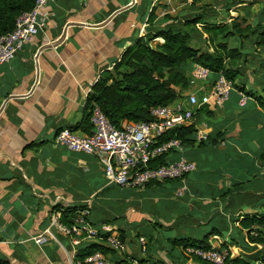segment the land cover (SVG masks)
I'll list each match as a JSON object with an SVG mask.
<instances>
[{
  "label": "crops",
  "instance_id": "1",
  "mask_svg": "<svg viewBox=\"0 0 264 264\" xmlns=\"http://www.w3.org/2000/svg\"><path fill=\"white\" fill-rule=\"evenodd\" d=\"M207 1L188 5L180 0H56L48 6L52 16L46 31L13 61L0 66V110L6 103L0 113V258L9 264L78 263V247L70 237L52 229L56 239L37 245L34 238L49 227L57 205L91 209L104 204L109 211L118 192H108L112 187L98 159L58 143V132L83 122L92 86L104 71L114 69L138 38L172 24L175 18L184 21L202 12L210 5ZM167 15L173 19L166 20ZM156 43L164 40L158 38ZM260 87L264 90V84ZM14 95L23 98L10 99ZM239 100L232 92L223 107L211 103L199 109L192 123L197 129L195 144L168 158L176 161L185 156L196 164L197 170L186 179L188 191L179 199L186 211L206 215L208 219L202 221L205 225L209 216L218 213L230 221L261 211L252 204L231 215L226 210L230 199L220 198L227 191L264 196V162L259 159L264 151V109L256 97L250 96V103L244 107ZM79 132L85 133L82 129ZM198 135L203 136L202 141ZM235 159L252 162L254 176L260 177L263 186L257 190L250 187V170L238 173L230 168ZM126 215L129 223L138 222L131 220L138 216L132 209ZM165 255L158 252L155 258L166 264L176 261ZM127 256L144 258L135 243Z\"/></svg>",
  "mask_w": 264,
  "mask_h": 264
},
{
  "label": "trees",
  "instance_id": "2",
  "mask_svg": "<svg viewBox=\"0 0 264 264\" xmlns=\"http://www.w3.org/2000/svg\"><path fill=\"white\" fill-rule=\"evenodd\" d=\"M201 1L204 0H196L193 4ZM242 3L247 2L234 0L226 6V9ZM256 3H260L262 9L256 16L257 20L254 23L249 22L244 15H238L230 24L211 23L216 18V13L208 17L209 14L206 11L208 5L204 7L202 12L192 15V17L186 18L184 21H179L178 18H175L172 24L164 28H155V30L148 32L145 37L138 38L134 44L124 51L114 69L112 71H104L101 78L92 86L86 98L83 122L74 127L62 128L58 134L64 129L72 131H80L82 129L83 132L90 134L93 129L90 120L95 106H99L110 122L117 128H120L124 122L152 121L151 110L153 108L172 105L182 97L184 91L189 89V75L195 64L203 65L214 73L223 72L228 79L234 82L237 89L247 92L249 96L256 97L264 109L263 98L257 97L254 90L247 91L246 84H238L235 81L243 72L238 69V62L248 53L244 52L245 48L243 45L250 43L255 48L264 49V0L263 2L255 1L254 4ZM35 4L36 0H0V37L13 32L18 18L32 11ZM239 8H243V11L247 10L248 15H251L250 6ZM153 16L154 14L151 13L150 21H152ZM165 19L172 20L173 17L167 15ZM199 24H202L206 32L210 34L209 41L214 47L213 52L192 46L194 39L192 31H195L196 26ZM158 38H162L164 43L154 44V41ZM230 40H236L239 43L238 47H229ZM261 67L264 70V60ZM196 133L197 129L194 124L174 129L160 138L159 144L171 139H180L184 147L192 146L196 141ZM31 146L35 147L37 144ZM173 153L175 152L156 158L151 162V165L155 168L173 162L174 160L168 159ZM259 159L264 162V151L260 154ZM187 177L188 175L185 178L187 179ZM254 178L260 179L257 175ZM181 185V179L151 182L145 188L122 189L111 185L112 188H109L108 192L110 189L117 190L119 197L117 206H109L108 211L105 209L104 204L93 205L87 220L95 227H101L104 224L115 226L116 222L120 221L122 226H119L117 231L120 233L121 238L127 242L129 230L138 231L143 224L151 222H128L127 211L130 208L139 207L142 213L154 216L155 222L153 225L150 223L153 228L169 231L172 228H175L173 231L191 229L192 233H194L195 228L208 229L211 226L210 230L200 238L192 235L167 238L172 244L167 255H170L173 260L174 258L176 259L173 264H186L189 257L184 254V250L188 248L210 250L213 247L211 239L214 237H222L225 241L223 243L225 247H240L244 252V254L235 258L231 257L230 253L226 264H264V211L248 213L236 218L232 217L230 221H228L226 216L218 213L214 216H209V219L210 217L211 219L205 225L202 224V221L203 219H208L206 215H193L188 210L180 213L178 209L182 205L171 201L174 200L172 197ZM240 185H234V187ZM239 194L246 196L243 193H234L232 191H227L220 195L221 199H230L226 208L228 214L235 215L236 212L243 208V205L237 204L236 206L235 204V198ZM154 198L160 199V201L156 203ZM262 198L264 196L250 197L251 202L247 204L246 208ZM257 206L256 208H259ZM262 207L264 208V202ZM101 208L105 213L107 211L108 214L106 213L105 215L102 212L103 216L98 215L97 211L102 210ZM58 209L63 213L62 221L69 224L79 212L86 210L87 206L63 207L57 205L54 210ZM207 214L210 215L209 213ZM231 221L239 223L240 228H237L233 234H228ZM164 223L172 224V227L168 228ZM247 232H249L247 235L248 241L244 237ZM136 233L138 238L146 236L148 242L147 257L138 259L142 263L147 264H166L164 261L155 258V255L159 252L158 244H162L160 246L164 248L163 242L152 232L143 233L144 236H140L142 233L139 231ZM256 245H262L263 247L259 250ZM174 248L183 249L182 257L174 255ZM98 251L114 261L119 260V256L115 251L108 248L105 244L97 242L81 244L78 247L75 259L84 261L86 257ZM192 258L198 264H211L197 257ZM0 264L9 263L0 258Z\"/></svg>",
  "mask_w": 264,
  "mask_h": 264
},
{
  "label": "built area",
  "instance_id": "3",
  "mask_svg": "<svg viewBox=\"0 0 264 264\" xmlns=\"http://www.w3.org/2000/svg\"><path fill=\"white\" fill-rule=\"evenodd\" d=\"M55 1L36 0L34 9L18 18L14 31L0 37V66L13 61L26 45L46 31L52 16L47 8ZM180 1L191 5L196 0ZM213 74L214 77H211ZM189 77L191 86L197 85L198 81L208 84L182 95L170 106L153 108L151 110L153 120L150 122H124L117 128L101 108L95 106L90 120L93 126L90 134L64 129L57 135V142L72 152L96 157L104 167V175L109 185L122 189L145 188L151 182L181 179L182 185L176 190L175 196L182 198L188 191L185 177L195 172L197 166L187 157L181 156L176 161L154 168L151 162L156 158L172 152L183 153L185 148L180 139H171L159 144L160 138L174 129L191 125L196 112L211 103L223 107L236 87L223 72L214 73L200 64L193 66ZM236 93L240 98L239 105L246 106L250 96L239 89ZM202 138L201 135L197 137L198 141H202ZM89 214L90 209L81 211L72 222L66 224L62 221V211L54 210L50 216L49 227L35 237L34 242L43 245L50 238L56 239L51 231L55 229L58 233L70 237L74 247H79L83 241L95 240L97 243L105 244L119 256V260L114 261L98 251L86 257L84 261H78L77 264H147L138 258L127 256V245L120 233L111 225L94 227L87 220ZM138 244L141 253L147 254V239L138 238ZM184 253L187 257H197L211 264H226L230 256L229 250L215 247L210 250L188 248Z\"/></svg>",
  "mask_w": 264,
  "mask_h": 264
},
{
  "label": "rangeland",
  "instance_id": "4",
  "mask_svg": "<svg viewBox=\"0 0 264 264\" xmlns=\"http://www.w3.org/2000/svg\"><path fill=\"white\" fill-rule=\"evenodd\" d=\"M234 0H210L207 1L206 3H210V5L205 9L206 11H208V17L211 15H214V13H216L215 15V19H213L211 21V23H216V24H230L234 18L238 17V15H244L249 22L254 23L257 20V15L259 14V12L262 9V6L260 3L253 5L255 1H261L263 2V0H240V1H246L248 4H250L249 6L250 8V12L251 15H248V11L245 10L243 11V8H239L240 6H234L230 9H226V6H228L229 4H231ZM199 4V3H197ZM198 7H201L198 6ZM243 7V6H241ZM202 10V9H200ZM211 11H215V12H211ZM193 32V36L194 39L192 41V46L202 49V50H209L211 52H213L214 47L211 44V42L209 41V37L210 34L206 32L205 27L202 24H199L196 26V30L192 31ZM239 43L236 40H230L228 46L229 47H238ZM245 50L244 52H248L246 55H244L242 57V60H240L238 62V69L242 70V74H240L237 78H236V83L238 84H246V89L247 91L253 89V90H257V95L258 96H262L263 100H264V90L263 88L260 87V84L264 83V71L262 66V61L264 60V49L263 48H255L253 46L250 45V43L248 44H244L243 45ZM214 77V74L211 76ZM207 82H203V81H198L197 85H193L189 87V89H187L186 91H184L182 93V95L189 93V92H193L198 90V88L200 86H205L207 85ZM254 84V85H253ZM258 84L255 88V85ZM261 89V90H260ZM237 88L235 87L234 92H236ZM250 103V102H249ZM245 120L247 118H244ZM247 163V164H246ZM247 166L246 168L244 166ZM234 171L236 172H244L246 170H250L251 172V176L249 178V180H251L250 183H252V185L250 186L251 188H257L259 185L263 186V184L261 183L260 179H256L254 178V175L256 174V171H254L256 169L255 165L248 161V162H244L241 159H235V161L232 163L231 167ZM254 172V173H252ZM118 194V193H117ZM127 194V193H126ZM118 199L119 197L116 199L115 203H110L109 206H113L116 207L117 203H118ZM172 199L174 200H179V202L177 204L182 205L178 211L180 213L185 212V204L183 201H180V199L178 197L175 196V194L173 195ZM254 199V198H253ZM155 202H159L160 199L154 198ZM251 199L250 197H246L243 196L241 194L238 195V197L235 198V204L237 206V204H241L243 205V207H246L247 204H250ZM264 202V198L260 199L258 202H256L255 204L259 206V209L261 211H264L263 207H261L262 203ZM184 205V206H183ZM102 209V208H101ZM134 211V213H136L137 218H131V220L133 221V219H138L139 223L147 222V221H151L150 223L153 225V223L155 222V218L154 216L148 215V214H144L141 212V209L139 207L136 208H130ZM103 210V209H102ZM98 210L97 214L100 216L102 215V212H104V210ZM105 213V212H104ZM106 213L108 214V212L106 211ZM105 213V215H106ZM239 217V216H237ZM128 219V216H127ZM130 219V216H129ZM162 222V221H161ZM149 222L143 224L141 226V228H139V232H141L142 234H140V236H144L143 233H147V232H152L154 233V235L156 237H158L162 242H163V247L162 248L160 245L162 244H158L159 245V252L166 256L165 254L168 253L169 248L172 247V244L168 241L167 238H175V237H183V236H188V235H192V236H196V237H202L203 235H205L207 233V231L210 230L211 226L206 229V228H195V232L192 233L191 229H183V230H165V229H161V228H153L152 225ZM166 224V223H164ZM167 225V224H166ZM117 228L119 226H122V223L120 221L116 222L115 225ZM237 228H240L239 223H233L231 221V225H230V232L228 234H233ZM134 229H131L128 231V239L126 242L127 245V249H129V247H133V244H137L138 245V254H140L141 256L144 255V257L146 256V254H142L141 250L139 248V244H138V237H137V233L138 232ZM248 233L246 235H244L245 240L248 241ZM146 237V236H144ZM147 239V237H146ZM164 239V240H162ZM212 242V246L215 247L216 249H225V250H229L231 253V257L235 258L238 257L239 255L244 254V252L242 251V249L240 247H230L227 248L223 245V243H225V241L223 240L222 237L220 238H212L211 239ZM251 246H253V244H251ZM258 247V249H262V245H256ZM182 250L181 248H174V254L178 257H182ZM185 254V253H184ZM195 260L192 257L188 258V261H186V264H195Z\"/></svg>",
  "mask_w": 264,
  "mask_h": 264
},
{
  "label": "water",
  "instance_id": "5",
  "mask_svg": "<svg viewBox=\"0 0 264 264\" xmlns=\"http://www.w3.org/2000/svg\"><path fill=\"white\" fill-rule=\"evenodd\" d=\"M90 26V25H89ZM65 36V35H64ZM23 97L20 96H11L10 99H15V100H21ZM8 102V101H7ZM6 103L3 105L2 109L0 110V113L3 111V109L5 108Z\"/></svg>",
  "mask_w": 264,
  "mask_h": 264
}]
</instances>
